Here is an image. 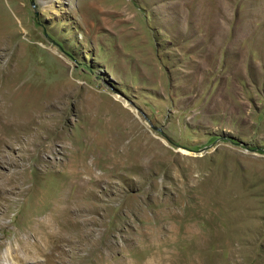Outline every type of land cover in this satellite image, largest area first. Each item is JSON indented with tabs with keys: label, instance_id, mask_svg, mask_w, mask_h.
Here are the masks:
<instances>
[{
	"label": "rangeland",
	"instance_id": "1",
	"mask_svg": "<svg viewBox=\"0 0 264 264\" xmlns=\"http://www.w3.org/2000/svg\"><path fill=\"white\" fill-rule=\"evenodd\" d=\"M0 179L1 264H264V0H0Z\"/></svg>",
	"mask_w": 264,
	"mask_h": 264
},
{
	"label": "bare ground",
	"instance_id": "2",
	"mask_svg": "<svg viewBox=\"0 0 264 264\" xmlns=\"http://www.w3.org/2000/svg\"><path fill=\"white\" fill-rule=\"evenodd\" d=\"M31 115H33V114H30V116ZM15 118L16 117H14V119L11 120V122L9 123V128L13 129V132H14V130H16V131L14 134H11V132H9L10 129L8 128L9 129V131H8L9 138L8 139L11 142H17L18 143L21 139V136L19 134L21 128L17 127L18 121H16ZM2 128H4V127H2ZM4 139L5 138H3L2 140H4ZM32 141H33V139H32ZM32 141L29 138V140L27 141V144L29 145ZM9 184H11L10 181H8L7 184H4V185L1 184L4 191L8 190L7 186H9ZM84 211H86V209H83V208L77 209L75 211L76 214L74 215V217L76 219L82 218L83 223L81 224V227H86V229L83 228V231H85L87 233V234H85L86 236L82 238L83 240H80V238H78V237H81V234L79 232V233L75 234L74 238L64 236L63 242L55 243L54 239H51L50 237L54 236L56 238L59 235V233H56L54 231H49V235L47 236V239H45V240L44 239L42 240L37 236L34 238V240H30L27 237L25 239L24 238H18L16 244H13V243L9 244V246L7 247V249L4 253V257L5 258H15L18 260L19 264H26V263L50 264L49 261H52V263L55 261L57 264H75V263H73L74 261H72L73 259L70 260V263H68L67 257L72 256V253L73 252L75 253V251L76 252L77 251L82 252V251H85L86 248H88V250L90 249L91 252L85 251L82 254L83 258H81V260L84 259V261L88 260L91 256L94 255V252L96 250L95 237L91 236L92 233L95 232V229H94V227L89 226V223H87V220L84 219L85 215L82 214ZM1 222L2 221H1V217H0V223ZM4 243H5V241H0V248L3 246ZM74 253H73V255H74ZM42 260H44L45 263L42 262ZM81 260L79 262H82ZM126 264H134V263L132 261H128Z\"/></svg>",
	"mask_w": 264,
	"mask_h": 264
},
{
	"label": "water",
	"instance_id": "3",
	"mask_svg": "<svg viewBox=\"0 0 264 264\" xmlns=\"http://www.w3.org/2000/svg\"><path fill=\"white\" fill-rule=\"evenodd\" d=\"M231 139V138H230ZM234 142H235V140L234 139H232ZM236 142H238V143H240V144H243V145H246V143H244V142H241V141H236ZM253 150H257L258 148H252Z\"/></svg>",
	"mask_w": 264,
	"mask_h": 264
},
{
	"label": "trees",
	"instance_id": "4",
	"mask_svg": "<svg viewBox=\"0 0 264 264\" xmlns=\"http://www.w3.org/2000/svg\"><path fill=\"white\" fill-rule=\"evenodd\" d=\"M232 140V139H231Z\"/></svg>",
	"mask_w": 264,
	"mask_h": 264
}]
</instances>
